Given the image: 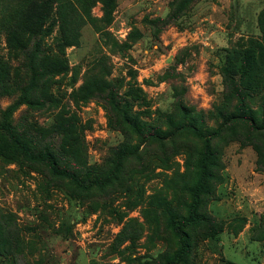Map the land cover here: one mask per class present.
Segmentation results:
<instances>
[{"label": "rangeland", "instance_id": "374dc122", "mask_svg": "<svg viewBox=\"0 0 264 264\" xmlns=\"http://www.w3.org/2000/svg\"><path fill=\"white\" fill-rule=\"evenodd\" d=\"M35 1L0 0V121L22 90L51 96L9 117L34 152L58 150L61 166L91 177L112 171L117 149L121 161L111 185L82 193L0 132V264H163L202 158L201 140L168 120L214 130L236 112L235 85L264 116V0H50L46 36L26 15ZM33 37L46 54L30 91ZM199 214L182 264H264V130L237 121L212 141Z\"/></svg>", "mask_w": 264, "mask_h": 264}, {"label": "trees", "instance_id": "16d2710c", "mask_svg": "<svg viewBox=\"0 0 264 264\" xmlns=\"http://www.w3.org/2000/svg\"><path fill=\"white\" fill-rule=\"evenodd\" d=\"M38 9L30 8L27 10L26 15L28 18L32 17V20L38 21L41 26L43 22H47L48 26L44 29L43 35L46 36L50 34L51 26L53 25L50 22V15H55L54 7L50 0H36ZM34 33V32H33ZM37 37L32 38V44L34 46V52L32 55H28V53L24 54V58L27 60V69L30 73V84L28 85L30 91H35L36 89V81L38 79L39 74L42 76V73L36 69V59H42L41 57L46 54L45 50L40 44L41 40H37ZM249 55V53H246ZM27 56V57H26ZM250 56V55H249ZM248 57V56H247ZM246 59V58H245ZM51 60H53L51 58ZM2 62L0 60V66L2 68ZM62 68L63 66L60 63H50L49 69L51 68ZM240 78L247 74L246 68L243 66L241 68ZM1 72V71H0ZM4 74V72H3ZM6 81V85L4 83V76L0 75V90H6V86L9 87V84ZM245 89L248 91L249 89L240 85L237 87L235 85L234 95L237 100L236 112L222 118V122L212 131L203 132L201 129L197 128L194 124L186 123V122H172L168 120V125L172 129L171 134H175L182 131H191L197 138H199L202 142V158L199 165V176L195 183V186L192 189V199L191 203L188 207L187 215L183 218L174 219L169 223V228L177 239L178 248L174 253L173 257L163 264H182L185 259L188 257L190 252V236L188 233V229L192 226H195L200 223L201 216L199 214V208L201 203V195L205 192V185L209 178V167L212 163V141L219 137L223 130L232 123L237 121H241L246 123L251 129L255 131L264 130V116H257V114L248 106L245 98ZM41 98V97H40ZM52 105L54 100L51 96H43V98L38 99L37 97L29 96V91L27 89L22 90V94L20 98L13 104V106L8 107L4 112L1 113L2 120L0 121V132L4 133L9 140L11 147L16 150L19 154L24 156L27 160L35 163H39L44 165L49 171L50 175L54 178L62 179L65 181L71 182L76 188L82 193H87L95 188H103L111 185L118 178V164L121 161V158H118V149L114 152V161H113V169L110 173L104 176H82L75 169L70 168L68 166H61L56 156L61 153L58 150L55 152H51L49 149H44L40 152H34L30 145L25 141L21 135H19L14 129L12 123L9 121V117L14 107L19 106L21 104L27 106H42L46 103ZM264 107V106H262ZM262 113H264V108H262ZM134 128L139 135H144V129H141L136 123L134 124ZM23 136L29 134L25 132ZM161 133H151L147 134L150 138H160ZM69 136H61L59 142L63 144V150L65 152H70L72 150V140ZM35 140V139H34Z\"/></svg>", "mask_w": 264, "mask_h": 264}]
</instances>
